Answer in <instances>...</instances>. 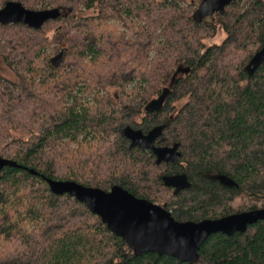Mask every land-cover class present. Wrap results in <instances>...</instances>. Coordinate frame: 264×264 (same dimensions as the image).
<instances>
[{"label":"trees","instance_id":"1","mask_svg":"<svg viewBox=\"0 0 264 264\" xmlns=\"http://www.w3.org/2000/svg\"><path fill=\"white\" fill-rule=\"evenodd\" d=\"M17 1L55 15L0 23L13 74L0 72V156L20 165L0 170V264H264V220L212 234L193 263L137 254L44 178L120 185L179 221L264 208V0L207 16L204 0ZM219 25L224 39L207 44ZM154 129L175 161L133 143Z\"/></svg>","mask_w":264,"mask_h":264},{"label":"water","instance_id":"2","mask_svg":"<svg viewBox=\"0 0 264 264\" xmlns=\"http://www.w3.org/2000/svg\"><path fill=\"white\" fill-rule=\"evenodd\" d=\"M211 6L225 7L232 0H206ZM222 4V5H221ZM200 6L199 12L207 15L215 11ZM55 15L51 10H33L25 7L20 1L10 0L0 9V23L10 24L26 22L35 26L42 24L50 16ZM36 22V23H31ZM264 57L262 49L255 57L258 64ZM160 132L149 134L144 139L145 148L150 147L160 161H175L178 152L166 147H155L150 137ZM133 143H138L139 134L132 135ZM6 166L19 167L20 165L9 158L0 156V170ZM37 173L33 169H28ZM51 190L56 194L68 193L84 202L92 212L98 214L108 228L123 237L137 254L156 252L175 256L181 261L195 262L199 257V250L206 239L214 233L223 232L232 235L235 232H244L248 226L264 220V208L235 213L221 218L204 219L201 221H179L165 208L148 199L137 197L120 185L113 186L109 191L86 186L74 180L52 179L44 176ZM167 183L175 187V193L185 187L183 177H167Z\"/></svg>","mask_w":264,"mask_h":264},{"label":"rangeland","instance_id":"3","mask_svg":"<svg viewBox=\"0 0 264 264\" xmlns=\"http://www.w3.org/2000/svg\"><path fill=\"white\" fill-rule=\"evenodd\" d=\"M203 4L205 5V6H203V8H205V9H211L214 6H215V11L223 9V7H221V6L218 7L217 6V5H219V3L217 5L211 6L209 2L204 0L203 2H201V8H202ZM87 12H89V11H84V13H87ZM204 16H207V12H206V14ZM224 37H225V32L223 30V27L221 25H219L217 34L215 36H213V37L207 38L205 41H206L207 44L221 43L222 40L224 39ZM0 72L5 74L6 76H10V77L13 76L12 71L7 67V65H6L4 59H3V57L1 55H0ZM110 90H111L112 93H114V92L118 91L119 89L117 87H113ZM158 101L159 100L152 101L151 103H149L146 106V109L147 110H155V109H157L159 107ZM209 175L212 176V177H221V175H219L217 173H209Z\"/></svg>","mask_w":264,"mask_h":264},{"label":"flooded vegetation","instance_id":"4","mask_svg":"<svg viewBox=\"0 0 264 264\" xmlns=\"http://www.w3.org/2000/svg\"><path fill=\"white\" fill-rule=\"evenodd\" d=\"M31 23H36V22H31ZM155 132H160V134H158L157 136H152V137H150V140L152 141V144L155 146V147H166V148H170L172 151H176L177 152V148L176 147H169V146H165V145H162L161 143H160V140H159V138H160V135H161V131L159 130V129H154L153 131H151L150 133H147V134H144V133H142V132H132V134H131V138H132V135L133 134H139V136H140V139H138V143H136V144H139V145H141L142 143H143V141H144V139H146V137L147 138H149L148 137V135L149 134H153V133H155ZM133 139V138H132ZM141 146H143V145H141ZM144 147V146H143ZM146 148H150V147H146ZM150 149H152V148H150ZM153 150V149H152ZM154 151V150H153ZM175 188V187H174Z\"/></svg>","mask_w":264,"mask_h":264}]
</instances>
